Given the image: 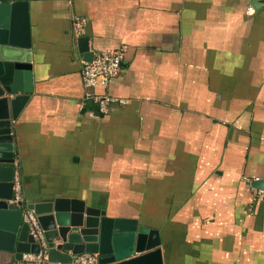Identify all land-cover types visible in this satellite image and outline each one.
Listing matches in <instances>:
<instances>
[{
  "label": "crops",
  "instance_id": "0c3cea01",
  "mask_svg": "<svg viewBox=\"0 0 264 264\" xmlns=\"http://www.w3.org/2000/svg\"><path fill=\"white\" fill-rule=\"evenodd\" d=\"M8 1L28 6L2 28L24 39L27 14L30 26L12 95H30L12 125L25 202L76 198L136 220L159 231L164 264H264V2ZM84 36L123 51L92 90L125 101L107 114L84 87Z\"/></svg>",
  "mask_w": 264,
  "mask_h": 264
},
{
  "label": "water",
  "instance_id": "95a60500",
  "mask_svg": "<svg viewBox=\"0 0 264 264\" xmlns=\"http://www.w3.org/2000/svg\"><path fill=\"white\" fill-rule=\"evenodd\" d=\"M19 6L28 5L25 1L0 0V264H16L24 254L41 251L23 220V209L11 202L17 170L12 125L30 96L28 92L12 95L21 91L17 74L31 68V40L28 14L24 39L12 29L2 28L1 20ZM80 41L85 42V61H91L94 51L88 37ZM26 207L38 215L52 262L70 263L74 255L96 253L101 264H164L159 231L136 220L108 216L106 210L76 198L57 197L26 203Z\"/></svg>",
  "mask_w": 264,
  "mask_h": 264
},
{
  "label": "built area",
  "instance_id": "2783aa9c",
  "mask_svg": "<svg viewBox=\"0 0 264 264\" xmlns=\"http://www.w3.org/2000/svg\"><path fill=\"white\" fill-rule=\"evenodd\" d=\"M264 2V0H262ZM87 19L82 16H75L73 19V28L76 35H83L86 30ZM123 51L121 49H112L94 52L91 61H85L82 75L84 87L87 90V96L94 99L98 104L99 111L107 114L115 103L123 104L125 101L113 97L106 93H96L92 91L98 85H108L110 79L116 76L122 67ZM257 199L264 200V186L255 189ZM11 202L23 209V220L28 224L30 233L41 246L39 253H26L22 261L18 264H101L99 256L96 253H81L74 255L70 263L52 262L48 259L47 242L42 229L38 215L34 210L26 207L23 194V183L21 175L16 170L15 181L13 186V198ZM23 202L21 206L19 203Z\"/></svg>",
  "mask_w": 264,
  "mask_h": 264
}]
</instances>
